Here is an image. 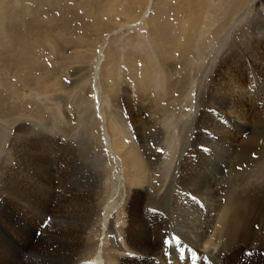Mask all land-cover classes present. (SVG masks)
<instances>
[{
  "label": "rangeland",
  "instance_id": "1",
  "mask_svg": "<svg viewBox=\"0 0 264 264\" xmlns=\"http://www.w3.org/2000/svg\"><path fill=\"white\" fill-rule=\"evenodd\" d=\"M227 2L228 0H153L151 12L143 20L144 22L142 21L133 27L122 29L118 33H112L118 26L133 23L138 19L146 7L147 0H0V124H2L0 128L4 129L2 131L0 129V173L3 174L2 176H6L5 169L9 172L16 167V164H19L18 159L21 155L18 154V150L11 147L12 143H16L15 134L17 131L22 132L21 127L26 128L22 135L25 134V131L26 133L31 131L29 137L34 140H28V142H35L36 147L40 149H38L40 152L37 153L38 156L35 153L37 149H34L29 144H24L25 146H23L22 143L17 144V146H23L22 149L25 151L23 150L24 152L22 153L26 155L24 156L31 164L30 171L34 173L38 170L37 166L40 167V162H43L41 161L42 157L44 156L45 158L44 166H46V171L42 170L41 173H43L44 181L49 179L55 194L54 198L48 202L52 208L46 215L43 224V226L48 225L46 228L49 230L48 236L50 237V234L54 235L51 228L53 223L56 224L55 222L59 220L62 225H66L68 231L64 232V237L62 235V238L71 239L74 236L76 227L80 229L83 223L82 219H84V216H81L83 208L86 209L87 206L94 208L92 223L89 224L87 230H84L83 244L78 249L79 252L77 251L75 254L76 259L88 260L93 255L97 244L102 240L100 239L102 236V209L111 189L112 172L122 170L121 166L116 165L113 158L106 151L103 131L104 123L99 109L106 115V131L111 143L113 140L118 141V153L123 162H125L126 158L125 153L130 152L135 146L147 167H154L153 170L151 168L148 176L151 177V182H157L156 184L159 186L162 182V165L165 163V154L169 147L174 142H184L182 136H186L184 140L186 139L187 142V153L190 150L191 143L196 138L197 129L200 128V126H196L197 120L200 119V114L204 110L200 105V100L203 96L209 97L205 92L210 91L212 94L219 92L230 96L228 90L235 83H240L246 89L250 85L249 75L247 74L250 71V77H252L251 73H255V70L252 67L253 61L249 51L251 47L256 45L255 41L259 36L254 33L253 22L257 20L253 19L260 17V13L264 14V0H230L229 3ZM225 6L229 8L226 9ZM244 9H247V12L243 17L239 18ZM190 17L193 22H197V29H194L195 34L201 30L206 36L199 38L198 49L196 51L193 48L190 49L195 54H191L192 56H189L190 58L187 57L186 60L183 47L177 48V43L182 40L180 34L184 28L183 19L187 20ZM188 23L189 19L186 25L189 28L190 24ZM202 26L205 27V31L204 29L202 30ZM158 27L159 29H157ZM145 34L147 35L145 36ZM147 36H153V43L158 53V62L164 65V73L166 72L167 79L165 85L161 84L160 77L162 75L159 69L154 67L155 60L153 59L155 57L152 55L151 49H149L150 45L148 47L149 42H146L148 41ZM158 36L164 39L162 38L161 41ZM106 39L109 42L103 50V53L106 54V59L103 56V59L101 58L100 60L101 47ZM167 42L170 43L169 45L172 44L173 47L177 45L173 48ZM173 42L176 43L173 44ZM184 44L190 48L195 45V42L188 41L184 42ZM259 44L261 45L257 46V48L261 50L264 44L261 42ZM157 46L160 48L158 49ZM144 47L145 49H143ZM170 47L173 48L172 52H168L169 49L171 51ZM162 51L166 55L172 56V58L169 57V60ZM203 52H205L204 55ZM147 54L150 55L148 56ZM98 58V64L101 62V68L97 81L99 90L96 92L94 75ZM231 58L235 59V61L230 65L234 66L237 61H241V64L230 68L228 77L222 74L217 82L219 69H225L224 62ZM185 60L186 62H184ZM187 63L195 68L193 75H190L189 78L186 76L187 69L185 64ZM258 68L257 70L261 75H264V64H261ZM110 69L113 71H110ZM145 70L148 71L146 72ZM100 72L104 74L102 73L101 76ZM145 72L146 74H144ZM105 76L114 78V82ZM192 78L200 82L197 88L191 85ZM106 79L109 80V83L114 84L108 85ZM170 81L171 83H169ZM172 81L175 85L174 87ZM123 82L124 84H121ZM152 83H154L153 85L156 84L153 89ZM191 87L194 94L192 98L187 99L186 97ZM234 89V94H238V88L234 87ZM31 90L34 94L31 93ZM248 90L250 92L251 90L254 91L250 86ZM39 93L41 94L40 96ZM43 94L45 96H42ZM38 97L40 99L42 97V99L40 100ZM248 99V103L252 102L248 105L246 104L245 108H250L253 113L254 107L256 108L258 105L257 110L259 112L264 111V91L260 95V101L253 102V98L248 97ZM183 105V113L180 115V109ZM206 109L212 118L217 115L226 119L225 114H213L215 111H212V108L206 107ZM256 115L253 117L258 118ZM186 119H189L188 122L191 126L185 131L184 123ZM170 120H173V123L177 121L179 129L185 132L177 135L178 131L177 129L172 130V124H169ZM215 124L220 126L224 123L215 122ZM252 125H254L253 129H255L256 125L254 123ZM236 126L238 125L234 124L233 127L236 128ZM226 127L225 123V130ZM200 130L204 134H209L210 132L211 136L216 134L209 129L203 131V128H200ZM171 131L175 133V138L170 134ZM119 132L122 134L118 136ZM36 134H39L38 139H36ZM40 134L42 135L40 136ZM236 134H238L239 139L236 138L241 141L248 137L249 132H236ZM263 140L259 141L258 149L264 148ZM38 141H44L46 144H38ZM147 142H150V144H147ZM152 145L157 148L151 147ZM203 147L208 146L196 143V146L191 150L190 156L195 158L196 152L202 150ZM149 149H152L158 155L149 157ZM153 162L155 163L153 164ZM34 163L36 166H34ZM13 172L16 171L14 170ZM157 174L158 176H155ZM19 176L21 177L20 174ZM20 179L22 180V178ZM71 184L76 188L75 190L73 188L69 194L66 189ZM90 189L94 191L91 192ZM128 190L130 192L127 193L121 207L118 209V216H121V218L126 215L127 209L131 204V190H133V187ZM159 197H161L160 192L158 194L149 192L145 197L146 202L137 203L133 206L135 209L148 210L154 216L156 214L164 216V211H160L162 207L159 200L161 198ZM72 205L78 207H72ZM54 208H57L56 211H54ZM115 214L112 218V229L106 231L108 246L112 249V252L110 250L106 252V263L115 257V253L119 252V249H116L113 245L117 244V237L120 236V226H118V222L116 223ZM75 220H78V224H76ZM41 231L36 233V235L41 234ZM111 236H114L115 240ZM177 236L173 234V238L175 237L174 240L176 241L173 240L175 249L177 246L184 245L185 248L181 252L184 258L185 252L192 249L188 243H181V238L179 236L177 238ZM49 237L43 240V244H46L45 241L49 240ZM113 240L114 243H112ZM32 242L35 244L37 238H34ZM239 243L237 244L238 251H236L235 255L225 256L222 264H264V250L262 248L250 249L242 243L239 245ZM64 249L67 250L68 248ZM65 250L60 248V250H54L53 253L49 250L42 251L43 253L39 255L42 258H40V264H59L62 260L65 261L68 257L67 254H70L68 253L70 249H68L69 251ZM62 252H66L64 259L60 256ZM221 255L223 256V254ZM202 259L195 254L193 264H217L211 260Z\"/></svg>",
  "mask_w": 264,
  "mask_h": 264
},
{
  "label": "bare ground",
  "instance_id": "2",
  "mask_svg": "<svg viewBox=\"0 0 264 264\" xmlns=\"http://www.w3.org/2000/svg\"><path fill=\"white\" fill-rule=\"evenodd\" d=\"M152 1L153 0H147L146 7L144 10H143L144 7L142 8L143 12L141 11L142 13L138 19H136L133 23H128L120 27L118 26V28H116L112 33H118L122 29L133 27L139 24L140 22H142L147 17V15H149V13L151 12ZM229 2L230 0H228L227 3ZM228 8L226 7V9ZM243 11L244 12L243 13L241 12V16L239 18L245 15V13L247 12V9H244ZM263 15L264 14L260 13L259 14L260 17L253 19V20H257L256 22H253L254 33L257 36L258 35L259 36L256 38L257 39L255 41L256 45L251 47L250 48L251 50L249 51V55L253 61V66L252 65L251 66L254 68L255 73L254 72L251 73L252 77H250V73H249L250 71H249L247 75H249V80H250L249 86L252 87L254 91L251 90L250 92V90H248L249 86L246 89V87L243 88V85H241L240 83L234 84L232 82L234 86L232 85L230 87L231 89L228 90L230 96H227L225 93H219V92L217 93L214 92L215 95H213L214 93L213 94L210 93V91L205 92V94H208L209 97L203 96L202 99L200 100V105L203 107L204 110L201 112L200 119L197 120L196 126L197 127L200 126V128H203V131H207L206 129H209L210 131L212 130L217 135L214 134L213 136H211L212 134L210 135V132L209 134L207 133L204 134L201 132L200 128H198L196 138L195 140H193L194 144L191 143L190 150L187 153H186L187 142H186V139L184 140L186 136H182L184 142L182 143L174 142V144L171 147H169V149L167 150L165 154V157H166L165 163L162 165V169H161V172H162L161 181L162 182L159 184V186L156 184L157 182H151V177L148 176V173L151 171V168L153 170L154 167H151V168L147 167L146 163L144 162V160L140 157L139 153L137 152L135 146H133L130 152L125 153L126 158H125V162H123L121 156L118 153V149H119L118 141L113 140L111 143L110 137L106 131V125H105L106 115L103 111L99 109L100 115L102 116V120L104 123L103 131H104V141L106 144V151H108L109 155L113 158L114 163L118 166H121L122 170L118 172H112V176L110 180L111 189H110L107 201L102 209L103 210L102 220H101V229H102L101 237L102 238L100 237V239L102 240L100 241L99 244H97L93 255H91L88 260L76 259L75 254L80 248L81 244H83L82 240H83L84 230H87L89 224L92 223L94 208H90L88 206L86 209L83 208V213L81 215V216H84V219H82L83 223L80 229L76 227L74 236L71 235L72 236L71 239L68 240V239L62 238V235L64 234V232H68V231H67L66 225H62V223H60L59 220L55 222L56 224L53 223V226L51 228L53 229L54 235L50 234V237L48 236L49 230L46 229L48 225L43 226V224L45 222L46 215L52 208V206H50L48 202H50L54 198V195H55L54 188L53 187L51 188V182L49 181V179H46L45 181L43 180L44 177L41 171L42 170L46 171L45 170L46 166H44V163H45L44 156L42 157V160H41L43 162H40L41 163L40 167L37 166L38 170L35 171V173L30 171L29 168L31 164L28 162V159L25 157L26 155L25 154H24L25 156L23 155L22 152H24L25 150L22 148L23 146H25L24 144L31 145L34 149L35 148L37 149L35 152L36 156H38L37 153L39 152L40 149L36 147V145L34 144L35 142H31V143L30 141L28 142V140L33 139L32 137H29L31 135L30 134L31 131H29L28 133H26L25 131V134L22 135V132L26 128L21 127L22 132L17 131V133L15 134L16 143L11 144V147H13L12 149L18 150V154L21 155V157L18 159L19 164H16V167H15L16 169L12 168V170L9 172H7V170L5 169L4 172L6 173V176H2L3 174L0 173V264H40L41 257H39V255L43 253L42 251L49 250L50 252L53 253L54 250H60V248H62V250H65L64 248L70 249V252H68L70 254H67L68 257L66 258V260L65 261L62 260L59 264H193V261H195L194 260L195 254H197V256L201 260H203L202 258H204L207 260H211L214 263L222 264V260L225 256H229L231 254L235 255L236 251H238L237 244L239 242L246 245L250 249L262 248L264 250V148L258 149L259 141L261 139H264V111L259 112V110H257L258 105L256 106V108L254 107L253 113L251 112L250 108L248 107L245 108L246 104L248 105L249 103L252 102L251 101L248 103L249 101L248 97L253 98V102L254 101L257 102L260 99V95H262V92L264 91V79H262L264 78V75H261V73L257 70V68L261 64H264V47L261 50L257 48V46L261 45L259 44V42L264 44V16ZM188 19H189L188 24H190L189 28L188 26H186ZM188 19L187 20L183 19L184 28L182 29L183 31L180 34L182 40L179 41V43H177L178 45L176 44L177 48L183 47L185 51L184 57L186 56L185 57L186 60H187V57L195 54V53H192L191 52L192 50L190 49L193 48L194 51L198 49L199 38L206 36L205 33L201 32V30L195 34L194 29L195 28L197 29L196 27L197 22H193L191 20V17ZM193 19L195 20V18ZM157 29H159V27ZM203 29L205 31L204 26H202V30ZM146 35L147 34H145V36ZM196 36L198 37L196 38ZM152 37L147 36L148 41L146 42L147 43L149 42L148 47L150 45L149 49H151L150 51L153 52L152 55L155 57V59H153L155 60V63L154 61H152L154 63V67H157L159 69L160 74L162 75L160 77L161 84L165 85L167 81L166 75H165L166 72L164 73V65L158 62V53H157L156 46L153 43ZM159 38L162 41L163 37L161 38L160 36ZM164 38L166 39L165 36ZM178 40L180 39L178 38ZM188 41H194L195 45L190 48L187 47V45H185L184 42H188ZM107 43L109 42L106 39L104 44L101 47L102 54L99 56L100 60L101 58L103 59V56L105 57L106 55L103 53V50L104 48H106L105 46H107ZM167 43L168 45L170 44L169 42ZM174 43L176 42H173V44ZM176 45H174V47ZM169 46L173 47L172 44ZM157 47L158 49L160 48L159 46ZM162 48L164 47L162 46ZM173 48H171V51L169 49L168 52H172ZM143 49H145V47ZM166 50L167 49L165 47V51ZM162 53L166 55L165 52L162 51ZM204 53L205 52H203V55ZM213 53L215 54L214 51ZM214 54H213V57H214ZM152 55L151 57H153ZM166 56L168 59L169 57L172 58V56H169V55H166ZM99 58L96 63L97 65H96V70H95V75H94V79L96 83L95 85L96 92L97 90H99L97 81L99 79V75H100L99 71L101 68L100 67L101 62L100 64H98ZM104 59H106V57ZM186 60L184 62H186ZM234 61L235 59L233 60V58H231L230 60L228 59L226 62H224L225 65L224 64L223 65L225 66V69L224 68L219 69L218 78L216 79L217 82L219 81L220 76L222 74L225 77H228L230 68L234 66L237 67L241 64V61L240 62L237 61L234 64V66L230 65ZM148 64L150 63L148 62ZM185 65L187 69L186 76L189 78L190 75H193L195 68L191 64L188 65V63ZM111 70L112 69H110V71ZM146 72L144 74H146ZM102 73H101V76H102ZM151 75L153 74L151 73ZM151 75L149 76L151 77ZM107 78L109 79L110 77H107ZM117 78L119 77L117 76ZM112 80L114 82V78ZM107 81L106 82L108 83V85L114 84V83H109V80ZM191 82H192L191 85L194 88H197L200 85V82L194 78H192ZM169 83H171V81ZM121 84H124V82ZM153 84L154 83H152L151 86ZM172 84H173V81H172ZM155 85L152 86V89L153 87H155ZM157 86L159 87V85ZM174 86L175 85L173 84V87ZM234 87L238 88L237 90L238 94H234V90H235ZM191 88H190V92L187 94V97H186L187 99L192 98L194 94L193 88L192 89ZM244 89H246L248 92ZM254 92L255 94H253ZM31 93L34 94L33 91ZM44 94L42 96H45ZM165 94L167 95V93ZM40 95L41 94L39 93V96ZM38 98L40 99V97ZM97 99H98V95H97ZM207 102H208V106H207ZM166 106L168 107V105ZM183 107L184 105L180 109V115L181 113H183L182 111ZM206 107L212 108V111H215V113L213 114H219V113L225 114L226 119L224 117H219L217 115L212 118V116H210L207 113ZM255 114H257L256 116H258V118L253 117L255 116ZM188 121L189 119H186V122L184 123L185 131L188 130L191 126ZM176 122L173 123V120H170L169 124H172V130L177 129L178 131L177 135L179 134L181 135L185 131H182V129L180 130ZM215 122L224 123V124L226 123L227 125L226 130L224 128V124L218 126L219 124H215ZM253 123L256 125L255 129H253L254 128V125H252ZM231 124L233 126L234 124L235 125L237 124L238 126L234 128ZM2 130L4 129H1V131ZM247 131L249 132L248 137L244 140L239 141L238 140L239 136L238 134H236V132L244 133ZM121 134L122 133L119 132L118 136ZM170 134H172L173 137L175 138V133L173 131H171ZM36 135H37L36 139H38L39 134H36ZM41 135L42 134H40V136ZM22 143H23V146L21 145L19 147L17 146V144L19 145ZM196 143L206 144L208 147H203L202 150H198L196 152L197 158L196 157L193 158L190 156V154L192 153L191 151L192 148L196 146ZM38 144L42 145L46 143L44 141L42 142L38 141ZM147 144H150V142H147ZM151 147L157 148L155 145H152ZM157 155L158 154L155 153L152 149H149V157L157 156ZM154 163L155 162H153V164ZM34 166H36L35 163H34ZM14 170L16 172H13ZM19 174L21 175V177L19 176ZM31 176L32 178H30ZM155 176H158V174ZM20 178H22V180ZM131 187H133V190H131L132 192L131 204L129 208L127 209L126 215L123 218H121V216H118V209L119 207H121L122 202L124 201L127 193L130 192V190L128 189H130ZM73 188L75 190L76 187L73 184H71V185H68V188L66 190L70 194ZM93 191L94 190H92L91 192ZM149 192L151 193L156 192V194L160 192L161 197L159 198L161 199L159 200L161 202V207L163 209V210L161 209L160 211H164V216L162 214H156L154 216L148 210H140L138 208L136 209L134 208L133 205H136L137 203L141 204L146 200L145 197L147 194H149ZM59 197L60 195L58 196V200H59ZM76 205H72V207L75 206L77 208L78 206ZM57 208H58V205H57ZM56 209L54 208V211H56ZM114 214L116 217V223L118 222V226H120L119 227L120 236L117 237V244H113V245L116 249H119V252L118 253L114 252L116 254L115 257L111 258L110 261L106 263L107 250H110V252H112L111 247L108 246L109 242H108V237L106 236L107 234L106 231L112 229V218L114 217ZM77 221H76V224H78ZM69 223H70V220H69ZM42 228L44 229L41 231ZM39 231H41V234L39 233V235H36V233H38ZM173 234L178 235L181 238V241H180L181 243L183 244L188 243L191 246L190 248L192 250L186 251L184 258L181 255V252L184 250L185 246L184 245L177 246V248L175 249V243H174L175 237L173 238ZM47 237H49V240L45 241L46 244H43L44 242L43 240L47 239ZM34 238H37V242L35 244L32 242ZM111 238H114V236H111ZM114 240L112 241V243H114ZM56 253H59V252H56ZM65 253L66 252H62L61 253L62 255H60L63 257V259H64ZM221 254H223V256Z\"/></svg>",
  "mask_w": 264,
  "mask_h": 264
}]
</instances>
